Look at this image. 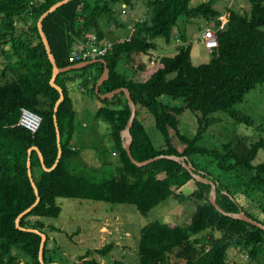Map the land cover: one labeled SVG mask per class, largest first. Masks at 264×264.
Instances as JSON below:
<instances>
[{
	"label": "trees",
	"instance_id": "obj_1",
	"mask_svg": "<svg viewBox=\"0 0 264 264\" xmlns=\"http://www.w3.org/2000/svg\"><path fill=\"white\" fill-rule=\"evenodd\" d=\"M61 1L64 0H0V54L8 76L6 83L0 82V264L63 262L52 256L47 231L52 228L45 222L60 217V198L132 205L144 216L169 199L193 204L196 210L185 227L157 221L142 229L138 264H229L232 249L244 252L254 261L264 258V230L217 211L210 201L212 186L196 180L182 163L161 159L138 167L132 162L122 137L132 116L125 93L108 99L96 93L104 64L59 74L56 83L63 89L65 99L55 112L60 93L51 85L53 64L38 23ZM136 1H147L150 19L134 25L130 41L114 42L104 58L109 79L100 88L102 95L122 88L131 93L137 107L131 129L134 159L145 162L163 155L187 157L197 175L217 185L216 201L224 211L244 212L264 225L248 210L256 201L250 194L264 193V162L255 164L264 151V137L242 155L232 143L214 149L200 145L208 130L219 122L217 114L225 113L237 123L254 125L235 107L264 86V0H249L251 10L247 14L228 8L229 23L223 31L219 30L223 13L214 9L216 0L197 7L191 6L192 0H74L43 22L58 67L78 64L70 61L77 43L85 44L92 36H97L100 44L106 42L107 33L101 26L104 17L124 27L115 6L134 10ZM199 17L213 22L212 27L217 30L218 47L208 64L195 66L191 48L183 46L174 56L159 54L140 81L120 72L124 57L140 54L153 62L152 53L160 50L161 43H173L174 28L182 19L188 22ZM20 21L24 26H19ZM183 39L187 42V35ZM89 79L90 88L86 84ZM76 81L102 103L96 119L111 126V145L120 155V165L111 176L103 171L100 179L85 169L80 163V151L73 146L76 113L72 90ZM23 108L43 119L36 134L18 125ZM143 110L153 116L164 145H158L151 137L142 120ZM186 111L195 114L199 123L193 138L180 128L178 117ZM170 130L185 147L182 152L173 145ZM32 148L39 151L30 154ZM40 154L50 171L44 169ZM29 157L39 191L37 205ZM191 183L193 187L186 194L183 189ZM257 204L262 208V202ZM32 207L20 219L18 228V219ZM39 232L46 235L44 245ZM111 249L108 246L99 253L106 256Z\"/></svg>",
	"mask_w": 264,
	"mask_h": 264
},
{
	"label": "rangeland",
	"instance_id": "obj_2",
	"mask_svg": "<svg viewBox=\"0 0 264 264\" xmlns=\"http://www.w3.org/2000/svg\"><path fill=\"white\" fill-rule=\"evenodd\" d=\"M211 1L192 0L191 6L197 7ZM228 8H233L241 14H247L251 10V4L249 0H216L214 3V9L222 12L224 16L229 13ZM115 10L119 12V20L125 26L119 27L104 17L101 20V26L108 33L109 42L128 39L135 29L136 23L150 19L147 1H136L134 10L124 5L122 7L116 5ZM182 20L179 22V26L174 28L173 43L170 45L161 43L160 50L152 53V61H155L159 54L174 56L178 52L177 47L186 46L191 48L192 63L195 66L208 64L213 59V51H216L218 42L207 43L204 41L203 44L193 38H201L202 33L214 25L213 22L209 23L204 17L188 22ZM19 26H24V23L20 21ZM184 35H187V42L183 39ZM152 63L148 61V57L139 54L131 58L124 57L120 69L127 74H131L135 70L142 77L140 67H146L148 71L152 67ZM141 77L136 80L140 81ZM90 106L91 109L93 107L99 109L102 103L96 99ZM235 110L251 118L254 125L237 123L225 113L217 114L215 117L220 120L208 130L200 142L201 146L214 149L232 143L234 149L242 155L250 151L251 144L264 137V86L252 91L246 97L245 102L236 106ZM178 119L181 131L190 138L195 137L199 129L196 115L186 111ZM142 120L155 142L158 145H164L161 134L156 129L153 116L144 112ZM170 133L173 145L182 152L185 147L173 130H170ZM94 142L93 155H102V161L112 159L115 162L116 159L111 156L112 146H110L109 139L96 138ZM262 162H264V151L260 152L255 164L258 165ZM98 164L97 159L93 160L92 157L88 162L91 167H96ZM106 170L108 171L107 176L115 174L114 166H109V169L106 168ZM96 176L101 179L104 175L100 173ZM192 187L193 183L185 187L183 191L187 194ZM250 195L256 201L252 202L248 210L257 219L264 221V193L253 192ZM257 201L262 202V208L257 204ZM57 204L62 208L60 217L45 219V222L52 228L47 230L51 239L49 247L53 250L52 256L62 260L63 262H59L60 264H90L92 261L97 264H138L140 261L139 241L144 227L157 221L185 227L196 210V207L190 202L181 203L174 199L160 204L146 216L132 205L66 198L58 199ZM108 246H112L109 254L101 255L99 251ZM229 264H264V258L254 261L248 258L244 252L232 249L229 251Z\"/></svg>",
	"mask_w": 264,
	"mask_h": 264
},
{
	"label": "water",
	"instance_id": "obj_3",
	"mask_svg": "<svg viewBox=\"0 0 264 264\" xmlns=\"http://www.w3.org/2000/svg\"><path fill=\"white\" fill-rule=\"evenodd\" d=\"M71 1H74V0H64V1H61V2L57 3L49 11H47L45 14L42 15V17L40 18L39 23H38V26H39V29H40L42 38H43L44 43H45V45L47 47L48 54H49L50 59H51V62L53 64V77L51 79V85L55 89H57L59 91V93H60V99H59V101L57 102V104L55 106V112L56 113L58 112L60 104L65 99V94H64L63 89L60 86H58L57 83H56V80H57V77L59 76V74L64 73V72H67V71H70V70H73V69H82V68H85V67H87L89 65H94V64H97V63L104 64V66H105V72H104L103 76L101 77V79L97 83L96 93L99 94L102 99L113 98V97H115L118 94L125 93L126 98H127L128 102H129V106H130V109H131V112H132V116H131L130 121L128 122L127 127L122 132V137L125 140L124 149L127 151V153L129 155L130 159L132 160V162L136 166H138V167L148 166V165H150V164H152V163H154L156 161H159L161 159H170V160H174V161H177L179 163H182L183 166L185 167V169L187 171H189L191 173V175L196 180H198V181H200L202 183H205V184H209V185L212 186V192L210 194V201L213 204V206L217 209V211H219L221 214H223L225 216L232 217V218L237 219V220H242V221L248 222V223H250V224H252V225H254V226H256V227H258V228H260L262 230H264V225L263 224H260L257 221H254L253 219L249 218L244 212H241V213H238V214H231V213H227L226 211H224L218 205V203L216 201V199H217V185L214 182H212L211 180L206 179V178H204L201 175H197L195 173L194 166L188 161V158L187 157H176V156H164L163 155V156H159V157H156L154 159H151V160H148V161H145V162H138V161H136L134 159L133 154H132V150H131V146H132V143H133V140H134L133 139V136L131 134V129H132L133 124H134V121L136 119L137 107H136L134 101L132 100V96H131L130 91L128 89L122 88V89H118L116 91H113L111 93L105 94V95L100 94V88L104 84V82H106L109 79V74H110V70L108 68V63L104 59L93 60V61H90V62H87V63H84V64H77V65L70 66V67L65 68V69H61V68L58 67L57 61H56V59H55V57H54V55L52 53V50H51V47H50V43H49V41H48V39H47V37L45 35V32H44L43 22H44V20L50 14L54 13L60 7L66 5L68 3H70ZM76 46H79V44L77 43ZM54 119H55V125H56V129H57V133H58L59 148L61 149V136H60V130H59V124H58V117H57V115H55ZM33 150L39 151L38 148H32L30 150V154H31V152ZM61 154H62V152L60 150L59 158L61 157ZM40 156H41L42 163H43V166H44L45 170L50 171L45 166V162H44V158H43L42 154H40ZM28 167H29V174H30V177H31V181L33 183V186H34L36 195L38 196V200H37V203H36V205H37L40 202V198H39V191L37 189V186L35 184V181H34V179L32 177V173H31V157H29ZM34 207H32L31 209H29L28 211H26L25 213H23L20 216V218L17 221V227L18 228H20V219L22 218V216H24L25 214H27L28 212H30ZM40 234L42 235L43 245H44L45 240H46V235H44L42 233H40Z\"/></svg>",
	"mask_w": 264,
	"mask_h": 264
},
{
	"label": "crops",
	"instance_id": "obj_4",
	"mask_svg": "<svg viewBox=\"0 0 264 264\" xmlns=\"http://www.w3.org/2000/svg\"><path fill=\"white\" fill-rule=\"evenodd\" d=\"M108 35V33H107ZM130 37V36H129ZM193 40L199 41V43L204 44L203 40V33L201 35V38H193ZM106 42H109V39H106ZM80 47L83 46L82 43H79ZM178 50L180 47H177ZM121 64L119 66V70L121 73L130 76L131 79H138L140 74H138L135 70L131 72V74H127L124 71H121ZM142 77L147 73V68L142 69L141 68ZM141 77V80H142ZM8 80V76L4 74V59L2 58L0 54V82L6 83ZM87 87L90 88L91 86V80L86 81ZM72 97L74 100V109L76 113V132L74 134L73 138V146L75 149L80 151V163L82 166H84L85 169L90 170L94 174H102L104 170L109 169V166H114L115 170L120 165V155L119 153L114 149L112 145L111 147V156L112 158L116 159L115 162L112 159H108L105 161H102V155H93V149L95 147L94 139H111V126L106 123L103 120H97L96 119V112L97 108H92L90 105H93L94 100L96 98L87 93V89L80 87V83L78 81L74 82L73 90H72ZM100 108V107H99ZM147 113L143 110V113ZM66 139V138H65ZM111 142V140H110ZM125 143V140H124ZM112 144V142H111ZM109 146V145H108ZM97 159V162L99 163L96 167H91L88 165V162L90 158ZM100 158L101 162H100ZM43 165V164H42ZM44 167V166H43ZM45 169V168H44ZM107 171V170H106Z\"/></svg>",
	"mask_w": 264,
	"mask_h": 264
},
{
	"label": "built area",
	"instance_id": "obj_5",
	"mask_svg": "<svg viewBox=\"0 0 264 264\" xmlns=\"http://www.w3.org/2000/svg\"><path fill=\"white\" fill-rule=\"evenodd\" d=\"M229 17L230 15L228 13L225 16L223 15L222 17L219 18V20L222 22L220 29H219L220 31H223L226 29V26L229 23ZM132 35L133 33L126 40L130 41L132 38ZM203 39L204 41H207V43H210L212 41L218 42L217 30H215L213 27L209 28V30H206L205 32H203ZM113 45H114V42H108V43L105 42V43L100 44L97 36H92L90 40H88L85 44H83L81 49L78 47L77 50H79L80 52L75 50L70 61L71 63L84 64L86 62H90L93 60L104 59L109 54ZM154 62L155 61H153L152 64H154ZM42 121L43 119L39 115L33 113L32 111L28 109L23 108L21 110V117H20L18 125L28 130L32 134H36L42 125Z\"/></svg>",
	"mask_w": 264,
	"mask_h": 264
},
{
	"label": "clouds",
	"instance_id": "obj_6",
	"mask_svg": "<svg viewBox=\"0 0 264 264\" xmlns=\"http://www.w3.org/2000/svg\"><path fill=\"white\" fill-rule=\"evenodd\" d=\"M204 40V39H203ZM78 47L81 49V47H80V45L79 46H76V50L78 49ZM77 51H79V50H77ZM87 63V62H86ZM78 64H80V63H78ZM77 65V64H76ZM34 113V112H33Z\"/></svg>",
	"mask_w": 264,
	"mask_h": 264
}]
</instances>
